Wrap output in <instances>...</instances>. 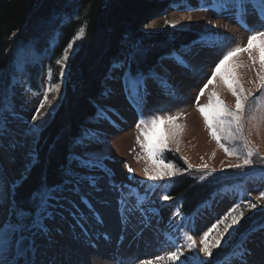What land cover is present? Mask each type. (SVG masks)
<instances>
[{
	"label": "snow or ice",
	"instance_id": "obj_1",
	"mask_svg": "<svg viewBox=\"0 0 264 264\" xmlns=\"http://www.w3.org/2000/svg\"><path fill=\"white\" fill-rule=\"evenodd\" d=\"M209 7L217 11H231L234 16L239 17V20L243 22L242 26H245L249 32L246 45H236L223 54L196 97L197 110L203 117L209 135L223 148L226 155L235 156L239 161L229 167L244 168L256 163L253 157L258 155L256 149L252 148L245 138L244 128L245 110L248 107L249 98L253 97L254 89L264 91V0H212ZM250 16L255 17L256 26L248 25ZM165 23L169 22L165 21ZM86 29L87 22L84 21L76 29L62 54L55 60V64L60 67L61 77L64 75L65 62L70 58L74 42L85 36ZM206 42L212 45L216 43L211 38H208ZM243 53H247L250 63L240 62L239 57ZM190 54V52L173 53L170 59L177 66L187 70L191 67L187 59ZM140 56L139 46L130 45L110 61L104 77L105 88L101 93V100L104 102L93 101L96 111L90 117L89 125L83 127L72 137L71 149L58 169L57 180L49 182L47 174H42L36 185L27 192L26 197L20 195L18 189L28 178L33 165L38 162L35 147L29 152L31 162L25 165L19 176L9 178L7 171L0 168V264H38L37 255L42 249L50 248L55 242L54 232L59 231L55 225L63 217L66 207L71 208V214L75 215L79 205H85L91 214L102 223L91 201L95 198L98 203L108 204L106 191L115 194L120 223L125 229L132 225L134 219H137L140 224H145L151 219L146 213L156 212V209L144 207L150 201L155 182L163 181L166 177L172 178L181 172V169L176 168L173 163L165 162L162 153L168 147L169 142H175L177 151H179V134L184 126L177 121L182 113L177 112L174 116H153L147 121L139 119L136 123L139 129L136 142L140 144L146 159L143 175L147 181L153 182V185L142 189L143 195L141 191L128 184L118 183L105 163L108 157L94 149V145L101 143V132L98 126L103 122L115 125L114 117L119 116L118 109L108 101L123 97L126 104L142 117L148 98L152 94L150 82L161 92L169 95L175 94L168 70L158 72L155 69H149L145 71L141 67ZM243 67L255 71L256 79L249 81L254 88L246 90L242 85L239 70ZM47 75L49 82L42 93V99L35 109V114L31 117L32 121H36L39 116L50 114L56 96H53L52 100H49L48 96L60 90L59 83H51V67ZM217 81L235 98L234 107H229L220 99L215 88L209 92L207 103L199 104L200 97L204 95L205 90ZM45 106L48 108V113L41 112ZM9 117L18 119V114L10 98L4 96L0 98V139L11 133ZM247 120L257 129L264 124V103L257 99L256 107L252 109ZM161 122L166 125L165 131L163 135L155 136L157 126ZM37 129L38 125L32 124L26 130V134L31 135L34 142L37 141L39 135ZM140 136H143V141ZM225 140L233 145L239 142V145L230 147L222 142ZM12 147H15L14 142ZM259 162L264 164V156L259 157ZM188 167L191 168L192 165ZM125 168L129 174L133 172L127 164ZM206 168V164L199 166V169ZM200 179L204 177L201 176ZM161 199L168 201L172 198L165 192ZM262 203H264V191L256 197L255 203L244 202L243 210L239 203L234 204L223 217L202 232L199 237V246L195 237L185 232L183 234L185 244L173 245L175 250L166 253L167 260L187 264V258L181 260L185 256V251L193 253L198 247L200 256L194 255L191 259L194 264H208L209 259L214 258L215 250L228 243L227 235L245 217V213L257 209ZM174 214H180L179 209ZM261 228L264 229V225ZM251 242L250 233L244 241L238 242L224 254V264H249V257L252 253L248 244ZM181 247L185 251H182ZM155 259L164 260L165 256H157ZM141 264H152V261H142Z\"/></svg>",
	"mask_w": 264,
	"mask_h": 264
},
{
	"label": "trees",
	"instance_id": "obj_2",
	"mask_svg": "<svg viewBox=\"0 0 264 264\" xmlns=\"http://www.w3.org/2000/svg\"><path fill=\"white\" fill-rule=\"evenodd\" d=\"M183 1L0 0V98L8 97L11 83L19 79L20 72L24 73L30 90L39 93V79L43 72L40 59L48 51L46 70L48 73L51 67V83L56 82L60 67L55 60L78 26L87 22L85 36L74 42L70 58L65 62L62 99L50 120L38 130L35 141L38 162L18 189L22 197L27 196L42 174H47L49 182L58 179V169L71 149L72 137L90 122L96 111L93 101L101 102L104 77L113 57L130 45H138L141 67L147 71L161 58L177 53L182 45L201 39V33L175 29L166 24L156 29H144V25ZM162 158L181 169L168 179L167 194L178 203L182 217L191 216L198 206L209 201L222 188L237 186L242 181L238 173L230 174L229 170L213 171L200 179L193 174L199 168L189 169L173 150H165ZM262 225L263 203L245 213L227 235L228 243L219 250L229 252L243 235ZM210 262L211 259L208 264Z\"/></svg>",
	"mask_w": 264,
	"mask_h": 264
},
{
	"label": "rangeland",
	"instance_id": "obj_3",
	"mask_svg": "<svg viewBox=\"0 0 264 264\" xmlns=\"http://www.w3.org/2000/svg\"><path fill=\"white\" fill-rule=\"evenodd\" d=\"M210 4V0H185L169 8L163 14L144 25V29L146 30L156 29L165 25V21H168L169 23L166 24L168 27L201 33V40L191 43L189 46H185L179 50L180 53H191L187 56L191 64L189 69L186 70L177 66L173 60L170 59L171 55L161 58L152 68L158 72H163L167 69L171 83L173 85L181 84L182 89L178 92L179 94L168 95L165 92H161L150 82L152 94L148 98L142 117L126 104L123 97L108 101V103L113 104L118 111L127 109L129 112H132V121L128 125L122 127L118 126L117 124L120 119L119 112V116L114 117L116 120L115 125L107 122L101 123L98 126L101 132V143L94 145L95 150L102 152L104 156L108 157L105 163L114 174L115 180L135 187V189L141 191V195H143L142 189L153 185V182L147 181L143 175L146 159L140 144L136 142V138L139 135V129H137L136 123L139 119L147 121L153 116H174L177 112L182 113L177 121V123L184 126L179 134V151H177V144L175 142H169L166 149L176 152L186 165L199 168L200 165L206 164V169H199L198 172L193 173L198 175L199 178L213 171L222 172L229 170V172L227 171L228 173H238L243 180L239 187H226L216 192L209 201L198 206L189 217H182L180 214H174L178 210V203L176 200L170 199L164 201L161 199V196L165 192L167 193L169 178L166 177L163 181L155 182V187L150 195V201L147 203V206L156 209L155 213L157 215L161 214L166 223L169 222L170 225H167V227L171 226L178 228V236L182 237V239L185 232L192 234L198 246L199 237L202 232L207 230L212 223L223 217L234 204L239 203L241 205V210H243L244 202L250 201L254 203L260 192L264 191V164L259 162V157L264 156V124H261L257 129L247 120L252 109L256 107L257 99L261 103H264V91L254 89L253 97L249 98L248 107L245 110L244 136L249 141L250 146L256 149L258 155L253 157V160L257 161L256 163L244 168L229 167V165L238 163L239 161L235 156L226 155L223 148H221L216 140L209 135L203 117L197 110L196 97L200 92V88L203 87L207 79L211 76L215 64L218 63L219 59L222 58L223 54L229 50V48L236 45H246L249 35L245 26H242L243 22L239 20V17L234 16L231 11H217V9L209 7ZM248 25H257L254 16L248 18ZM208 38L215 41V45L207 43L206 41ZM49 54V51L46 52L40 59V67L43 72L39 79V93L29 89L23 72H20L19 79L11 83L8 97L10 98L11 104L14 105L15 112L18 114V119L9 117L11 123L21 119L22 113L28 110L32 99L35 100L36 108L39 105L42 99V93L47 86L48 73L46 70V63ZM239 60L244 64L250 63L247 53L241 54ZM256 67L258 68L259 65L257 64ZM239 75L240 81L246 90L254 88L249 81L256 79L255 71L251 68L243 67L239 70ZM63 82L64 77L61 76L56 82L55 80L53 81V83H59L60 90L56 93H50L48 96L49 100H52L53 96H56L50 114L39 116L36 121H32L31 119L30 123L25 124L23 144L26 145L28 149L35 147V142L31 135L26 134V130L29 125L32 124L38 125L37 130H39L50 120V117L62 99ZM214 88L218 91L220 99L229 107H234L235 98L226 88L219 84V81L214 85H209L208 89L205 90L204 95L200 97V105L207 103L208 94ZM101 102L104 101L101 100ZM41 112L48 113L47 106L41 109ZM88 125L89 124H87V126ZM165 127V123L161 122L157 126L155 136L163 135ZM140 139L143 141V136H140ZM10 140L12 143L13 138L10 137ZM222 142L228 144L230 147L239 145V142H236L235 145L230 144L226 140ZM15 148L22 151L23 146L22 148L15 146ZM125 164L133 169L131 174L127 172ZM89 216H91V214H89ZM250 233L252 242L248 244V247L251 249L252 255L249 257V260L255 262V264H264V229L259 228L246 233L239 242L244 241ZM240 237L241 236H238V238ZM183 243L185 244V241ZM225 253H227V251L221 252L219 249L215 250V254H218V256L210 258V264H224ZM187 254L186 258L188 264H194L191 257L194 255L199 256L198 247L193 253L188 252Z\"/></svg>",
	"mask_w": 264,
	"mask_h": 264
},
{
	"label": "bare ground",
	"instance_id": "obj_4",
	"mask_svg": "<svg viewBox=\"0 0 264 264\" xmlns=\"http://www.w3.org/2000/svg\"><path fill=\"white\" fill-rule=\"evenodd\" d=\"M174 88V95L179 94L182 89L181 84H174ZM35 108L36 103L32 99L28 110L22 113L21 119L10 123L11 133L0 139V164L2 169L7 171L9 178L19 176L25 165L31 162L29 157L31 148L28 149L23 144V136L25 124L30 123ZM119 112L120 119L117 125L121 127L128 125L132 121L133 113L127 109ZM10 137H13L15 146L19 148L23 146L22 151L12 147ZM105 196L116 201L113 199L114 193L106 191ZM113 206L114 210L111 212L105 210L102 204L96 205L97 212L105 223H99L85 205H79L75 215L71 214V208L66 207L63 217L55 225L59 229L58 232H54L55 242L50 248L42 249L37 255L38 264H141L142 261L148 260H151L152 264H181V261L173 262L166 258L167 252L175 250L173 245H184L182 237L178 236V228L167 227L170 224L163 220L161 214L155 213L156 215L152 216L154 213L148 212L146 215L152 219L145 224H140L134 219L132 225L125 229L120 223L117 203H113ZM146 206L147 203L144 207ZM147 208L151 207L147 206ZM160 225L165 231L159 230ZM90 226L93 227L90 229ZM102 233L105 234L104 237ZM118 237L121 239L118 240ZM113 247H116L117 251ZM181 250L185 251L183 247ZM187 253L185 251V256L181 260L186 259ZM157 256H165V259L157 261L155 259ZM249 264L255 262L249 260Z\"/></svg>",
	"mask_w": 264,
	"mask_h": 264
}]
</instances>
